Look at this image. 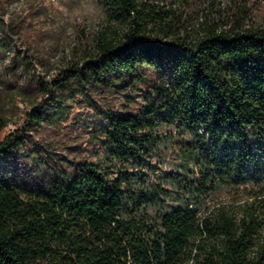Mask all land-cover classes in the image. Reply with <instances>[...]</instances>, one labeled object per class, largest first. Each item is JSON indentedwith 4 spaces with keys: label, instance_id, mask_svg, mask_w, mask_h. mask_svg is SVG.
I'll use <instances>...</instances> for the list:
<instances>
[{
    "label": "trees",
    "instance_id": "1",
    "mask_svg": "<svg viewBox=\"0 0 264 264\" xmlns=\"http://www.w3.org/2000/svg\"><path fill=\"white\" fill-rule=\"evenodd\" d=\"M103 1L119 27L79 59L47 77L15 54L41 101L0 155L37 159L41 180L0 168V264H264V16ZM4 29L20 39L22 22ZM66 93L93 116L68 144L52 126ZM226 189L243 202L221 204Z\"/></svg>",
    "mask_w": 264,
    "mask_h": 264
},
{
    "label": "rangeland",
    "instance_id": "2",
    "mask_svg": "<svg viewBox=\"0 0 264 264\" xmlns=\"http://www.w3.org/2000/svg\"><path fill=\"white\" fill-rule=\"evenodd\" d=\"M161 1V0H155ZM230 0H202L193 4L188 14L204 15L211 12L213 16L225 9ZM251 12L258 17L264 16V0H248ZM6 14L0 16V106L3 109L5 127L0 137L10 133H24L23 121L32 102L39 103L41 97L34 98L31 87L25 82L24 71L14 62L15 54L21 56L34 53L37 59L30 69L39 76L54 74L60 62L79 59L87 49L95 44L102 32L113 31L119 22L103 0H7ZM13 16L22 22L20 39L7 35L4 23ZM3 17V19H1ZM16 66V67H15ZM47 74V75H46ZM30 84V83H29ZM26 88V89H25ZM68 93L62 110L52 123L56 138L68 144V138L75 131L86 134L87 120L93 118L91 113L76 105L68 108ZM36 100V101H35ZM60 153L63 154V150ZM38 160L32 157H16L10 154L0 155V168L6 176H14L17 183L37 184L41 178ZM231 189L219 194L221 204L241 203L244 197L237 196ZM236 198H238L236 200Z\"/></svg>",
    "mask_w": 264,
    "mask_h": 264
}]
</instances>
